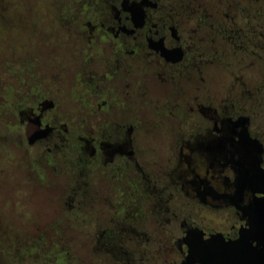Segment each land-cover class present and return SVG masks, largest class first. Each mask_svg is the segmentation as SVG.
<instances>
[{
  "label": "rangeland",
  "instance_id": "rangeland-1",
  "mask_svg": "<svg viewBox=\"0 0 264 264\" xmlns=\"http://www.w3.org/2000/svg\"><path fill=\"white\" fill-rule=\"evenodd\" d=\"M105 1L0 0V264H170L155 182L191 99L244 108L264 129V0H165L189 48L175 79L141 59L122 70L112 46L88 43ZM42 97L56 105L42 123L69 134L27 145L17 112ZM122 125L139 167L84 160L78 137Z\"/></svg>",
  "mask_w": 264,
  "mask_h": 264
},
{
  "label": "flooded vegetation",
  "instance_id": "flooded-vegetation-1",
  "mask_svg": "<svg viewBox=\"0 0 264 264\" xmlns=\"http://www.w3.org/2000/svg\"><path fill=\"white\" fill-rule=\"evenodd\" d=\"M101 7L95 24H87L89 44L112 46L114 53L117 51V67L122 70L141 59L154 62L155 70L163 75L174 79L179 75L189 48L180 22L165 0H108ZM177 105H169L171 114L176 109L183 111ZM101 106L97 114L105 103ZM230 106L223 108L210 97L191 99L186 116L192 120L184 131L178 130L172 147L173 170L164 180L155 182L159 184L165 225L175 247L170 264H188L186 248L196 238L246 235L257 220L254 204H259L264 194V129L253 123L246 109ZM55 109L54 102L44 97L20 108L18 123L27 145H40L56 132L66 138L69 132L64 124L42 123ZM35 133H40V139L29 144ZM132 134V126L122 125L78 137L80 154L101 171L115 161L139 167ZM174 202L179 210L171 212L169 206Z\"/></svg>",
  "mask_w": 264,
  "mask_h": 264
},
{
  "label": "water",
  "instance_id": "water-1",
  "mask_svg": "<svg viewBox=\"0 0 264 264\" xmlns=\"http://www.w3.org/2000/svg\"><path fill=\"white\" fill-rule=\"evenodd\" d=\"M40 139V133L29 138V144ZM260 201V202H259ZM255 202L257 220L248 234L196 238L187 246L188 264H264V194ZM257 205V206H256Z\"/></svg>",
  "mask_w": 264,
  "mask_h": 264
}]
</instances>
